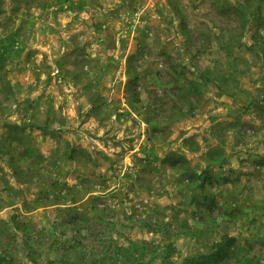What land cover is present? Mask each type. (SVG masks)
<instances>
[{
	"label": "rangeland",
	"instance_id": "374dc122",
	"mask_svg": "<svg viewBox=\"0 0 264 264\" xmlns=\"http://www.w3.org/2000/svg\"><path fill=\"white\" fill-rule=\"evenodd\" d=\"M263 43L264 0H0V264L264 262Z\"/></svg>",
	"mask_w": 264,
	"mask_h": 264
},
{
	"label": "trees",
	"instance_id": "16d2710c",
	"mask_svg": "<svg viewBox=\"0 0 264 264\" xmlns=\"http://www.w3.org/2000/svg\"><path fill=\"white\" fill-rule=\"evenodd\" d=\"M241 10H242V13L238 11L239 15L233 17V19H235V21L239 24H241V22L242 21L244 22L245 20L243 19L244 18L243 15L245 14V7ZM253 48H254L253 51L255 52L257 51V53L262 54L264 52V43L259 48L258 46L253 45ZM206 76L207 75H205V73H201L199 78H203L206 81L208 80ZM193 83L195 84V82ZM263 162H264V158H263ZM256 243H259L261 245L260 247L264 246V238L260 239ZM68 247L69 246H67V248ZM215 248L216 250L210 254L200 253V254H197L196 256L189 257L188 259L185 260L186 261L185 264H218V262L220 261L221 263H228L226 261L227 258L224 259V256L228 254H226L225 251H222L223 246L221 244H216ZM132 250L135 251L136 253H132ZM145 250H146V246L143 243L139 244L136 241H133V242H130V246L124 248L123 250L117 253L120 258L118 256L111 257L105 253L104 255H101L100 258H98L99 259L98 261H100L101 264H105L106 260H111L113 263L116 262L117 260H121L122 264H152L151 259L149 261H143ZM152 250L155 251V249H152ZM242 251H244V249L241 248L239 244L234 246L231 252H229L228 261L233 260L232 264H264V262H262L261 259H259L258 257L247 256L245 255V251L244 253ZM149 252L152 253V251H149ZM162 254L164 256L167 255L166 252H162ZM66 256L67 254L62 255V257H60L59 264H75L72 261H69ZM88 256L90 257V254ZM2 258L3 257L0 254V260H2ZM88 261L90 264H92L91 259L87 260L86 264H88ZM83 262H85V260H83ZM164 264H173V263L165 262Z\"/></svg>",
	"mask_w": 264,
	"mask_h": 264
}]
</instances>
